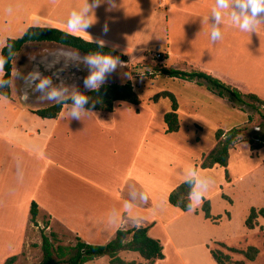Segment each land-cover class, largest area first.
<instances>
[{"label":"crops","instance_id":"obj_1","mask_svg":"<svg viewBox=\"0 0 264 264\" xmlns=\"http://www.w3.org/2000/svg\"><path fill=\"white\" fill-rule=\"evenodd\" d=\"M189 2L41 0L46 11L65 3L72 19L71 24L46 19L48 23L38 27L55 28L117 51L130 48L142 53L160 45L168 60L175 31L186 29L174 28L172 18L186 13L184 4ZM74 20L76 28L72 27ZM160 25L165 42L153 45ZM180 38L182 43L173 52L176 64L184 68L179 70L226 78L229 70L211 42L203 47L191 43L190 36ZM21 113L38 117L28 109ZM164 115L125 102H116L111 113L65 105L55 119L38 117L43 125L40 129H14L15 135L0 132V233L8 237L20 232V227L4 226L15 224L17 212L29 219L30 206L35 203L36 223L46 218L86 244L105 245L119 230L147 227L148 235L163 247L164 259L155 264L166 260V248L186 264L182 252H190L194 241L208 248L202 233L210 220L192 202V208L183 212L168 202V196L192 172L206 169L198 167L199 161L190 163L161 146L160 140L168 142L180 130L167 133ZM152 126L158 129L151 132Z\"/></svg>","mask_w":264,"mask_h":264},{"label":"rangeland","instance_id":"obj_2","mask_svg":"<svg viewBox=\"0 0 264 264\" xmlns=\"http://www.w3.org/2000/svg\"><path fill=\"white\" fill-rule=\"evenodd\" d=\"M40 3L41 0H0V52L7 39L20 37L28 27L45 26L48 23L45 22L46 19L71 24V11L64 8L65 3L47 11ZM227 3V8H219L216 0H191L185 3L187 12L176 13L172 18V25L174 28L183 26L186 29L175 31V45L167 56L168 60L163 57L154 59L152 49L139 53L130 48L118 49L128 60L126 63L114 64V67L105 66L102 59L89 57L102 62L103 78L98 79L92 86L65 93L57 100L29 101L22 94L21 86L31 58L64 47L49 43L25 45L13 60L10 98L0 96V132L15 135L14 129L20 131L21 128L43 127L38 117L21 113L22 110L41 109L64 97L84 93L101 84L126 82L132 84L140 99V106L153 109L156 115L166 114L171 110L169 99L163 96L165 93L176 98L180 130L177 135L172 134L168 142L160 140V143L162 147L174 150V153L190 163L194 161L193 164H197L201 155L215 147V134L218 130L226 132L236 127L246 128L229 150L226 167L215 166L196 174L192 172L189 179H194L195 186L191 202L201 211L202 202L209 201L210 215L216 222L208 221L202 236L207 240L210 249L223 252L231 261L264 264V218H258L254 229L249 230L245 226L251 209L264 208V121L253 109L237 104L227 95L213 93L203 82L197 85L153 71L155 66L161 64L168 68L184 69L176 64L173 52L182 43L183 39L180 37L187 40L190 36L191 43L195 45L205 47L212 43L215 46L217 58L229 70L226 78L220 79L222 82L242 93H254L264 100V15L251 20L249 30H245L240 26L243 15H240L241 9L237 6L239 0H227ZM78 9L79 7L75 8ZM215 12L220 13L219 21L214 18ZM234 13L239 19L234 18ZM160 27L159 35L151 42L153 45L165 42L162 30L164 26ZM213 31L219 33L217 38H212ZM161 47L163 50L164 47ZM85 65L94 67L90 63ZM1 77L0 68V79ZM156 121L158 119L155 123ZM157 129L152 126L151 132ZM22 214L17 212L14 225L4 226L14 230L20 227V232H16L14 236L9 235L8 240H5L8 238L5 236L6 232L0 233V264L10 258H14L12 264L39 263L42 258L43 233L57 234L59 244L63 246L76 244L77 239L71 232L50 224L46 218L42 220V224H32L30 218ZM219 243L226 247L218 245ZM248 247H255L259 252L254 261H248L239 253L228 250H247ZM182 256L186 264H215L207 246L200 244L199 240L194 241L190 252H182ZM119 257L126 262L145 264L135 253H122ZM87 264H110V261L107 257H102ZM157 264L182 262L166 248V260Z\"/></svg>","mask_w":264,"mask_h":264},{"label":"trees","instance_id":"obj_3","mask_svg":"<svg viewBox=\"0 0 264 264\" xmlns=\"http://www.w3.org/2000/svg\"><path fill=\"white\" fill-rule=\"evenodd\" d=\"M49 43L67 49L74 50L88 57L104 60L111 58L115 64L126 63L128 58L125 54L109 48L107 46L86 41L81 37L66 33L64 31L50 28L31 26L18 38L7 39L0 52L2 63V77L0 79V96L10 98L11 79L13 71V60L27 44ZM156 59V58H154ZM153 71L166 75L170 78L181 79L187 82H203L207 89L216 91L221 96L227 95L237 104L247 106L256 111L264 121V100L254 93H242L235 87L225 84L221 80L198 70H179L168 68L164 64L155 66ZM171 103V110L164 115L163 121L167 133H176L180 124L178 119V104L176 98L165 93ZM84 98L86 102L78 104L76 99ZM116 102H125L131 105H139L140 99L134 92L132 84H101L97 88L90 89L84 93L64 97L55 103L32 113L42 119H55L65 105L81 108L87 111L111 113ZM246 128H232L228 131L218 130L215 134V147L209 152L201 155L198 167L201 169H211L215 166L226 167L229 158V150L238 140ZM195 181L193 178L180 184L168 196V202L186 212L192 208L191 196L194 192ZM204 218L216 222L210 215L209 201H204L201 207ZM37 205L30 206V222L36 223ZM264 218V208L251 209L245 221L247 229L251 230L257 224L258 218ZM47 227V225H46ZM218 245L226 247L223 243ZM210 249V246L208 245ZM229 251L239 253L248 261H254L259 252L255 247H248L247 250H236L228 248ZM42 258L37 264H87L95 259L107 257L110 264H135L133 261L126 262L119 257L121 252L135 253L145 264H155L162 260L163 247L158 240L148 235L147 227H139L133 230H119L115 237L105 245H91L77 239L74 246H63L59 244L57 234L51 232L49 235L43 233L41 236ZM210 253L217 264H245L243 261H231L230 257L221 251L210 249ZM14 258L8 259L4 264H12Z\"/></svg>","mask_w":264,"mask_h":264},{"label":"water","instance_id":"obj_4","mask_svg":"<svg viewBox=\"0 0 264 264\" xmlns=\"http://www.w3.org/2000/svg\"><path fill=\"white\" fill-rule=\"evenodd\" d=\"M94 65L95 71L84 75L83 64ZM100 60L91 59L79 52L59 48L30 59V67L21 86V92L32 102L57 100L65 93L82 87L92 86L95 82L90 77L103 75Z\"/></svg>","mask_w":264,"mask_h":264},{"label":"clouds","instance_id":"obj_5","mask_svg":"<svg viewBox=\"0 0 264 264\" xmlns=\"http://www.w3.org/2000/svg\"><path fill=\"white\" fill-rule=\"evenodd\" d=\"M217 6L219 8H227L228 3L227 0H216ZM241 9L240 15H243V22L240 25L241 28L245 30H249V25L251 20H255L256 17L264 15V0H239V3L237 5ZM250 14V15H249ZM234 18L239 19V16H237L235 13L233 14ZM214 18L219 21L220 20V13L215 12ZM88 25H85L87 27ZM72 27H77V21H72ZM219 36V33L217 31L212 32V38H217ZM103 63L105 66L112 65L114 67L115 61H113L111 58H105L103 60ZM2 63H0V68H2ZM102 73L101 74H95L92 77H90V81H95L96 79H102ZM76 102L78 104H82L86 102L84 98L78 97L76 99Z\"/></svg>","mask_w":264,"mask_h":264},{"label":"built area","instance_id":"obj_6","mask_svg":"<svg viewBox=\"0 0 264 264\" xmlns=\"http://www.w3.org/2000/svg\"><path fill=\"white\" fill-rule=\"evenodd\" d=\"M152 53H154L155 55L154 57L156 59H160L162 57L164 58V50H161L160 45L156 46L154 50L152 51Z\"/></svg>","mask_w":264,"mask_h":264},{"label":"flooded vegetation","instance_id":"obj_7","mask_svg":"<svg viewBox=\"0 0 264 264\" xmlns=\"http://www.w3.org/2000/svg\"><path fill=\"white\" fill-rule=\"evenodd\" d=\"M81 70L82 73L86 76L89 75L91 72L95 71V68L93 66H89V65H81Z\"/></svg>","mask_w":264,"mask_h":264},{"label":"bare ground","instance_id":"obj_8","mask_svg":"<svg viewBox=\"0 0 264 264\" xmlns=\"http://www.w3.org/2000/svg\"><path fill=\"white\" fill-rule=\"evenodd\" d=\"M161 48V47H160Z\"/></svg>","mask_w":264,"mask_h":264}]
</instances>
